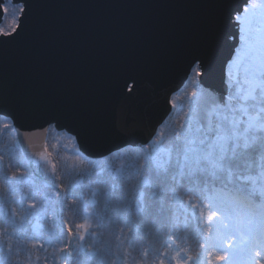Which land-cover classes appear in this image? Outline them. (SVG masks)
Segmentation results:
<instances>
[{
    "label": "snow or ice",
    "instance_id": "snow-or-ice-1",
    "mask_svg": "<svg viewBox=\"0 0 264 264\" xmlns=\"http://www.w3.org/2000/svg\"><path fill=\"white\" fill-rule=\"evenodd\" d=\"M231 4L232 0H180L174 5L198 13L196 38L178 55L184 76L194 70L199 78L200 95L192 93L197 99L190 102L186 118L169 137L156 134L151 139L147 145L151 150L138 157L143 164L88 174L90 200L83 198L82 183L68 190L57 183L56 164L47 145L39 159L25 154L17 162L16 167L23 169L19 174H8L12 164L0 170V188H6L0 195V219L12 228L7 244L0 232V264H13L21 252L22 264H37L39 255L36 260L32 257L40 251L45 253L43 264H264V0H243L238 7ZM48 6L45 0H12L7 20L9 2L0 0V21H6L0 26V118L4 121L0 127L4 129L15 128L26 109L47 115L45 97L13 85L9 49L47 26L42 10ZM225 47L230 52L222 66L223 90L204 88ZM135 84V77L129 75L119 91L134 96ZM53 119L50 116L47 122ZM249 183L250 189L245 186ZM181 191L199 195L201 203L189 201L184 206L177 195ZM169 196L179 209L169 204ZM69 199H80L85 207L83 222L74 226L63 220ZM101 199L105 213L93 229L86 209ZM190 209L196 218L191 238L200 248L195 259L189 254V236L183 246L170 242L180 231L176 212L186 214ZM49 216L54 227L42 231L39 221ZM147 223L157 224V231L170 228L172 232L170 240L153 249L150 259L143 243L150 235L143 229ZM117 224L123 227L115 234L113 246L96 229L106 230L111 237ZM125 229L132 232L131 238L123 235ZM189 229L185 220L183 231ZM35 239L43 242L37 245ZM12 240L17 242L15 249ZM45 245L52 248L51 257Z\"/></svg>",
    "mask_w": 264,
    "mask_h": 264
},
{
    "label": "water",
    "instance_id": "water-1",
    "mask_svg": "<svg viewBox=\"0 0 264 264\" xmlns=\"http://www.w3.org/2000/svg\"><path fill=\"white\" fill-rule=\"evenodd\" d=\"M45 2L47 26L9 49L13 85L47 101V115L26 109L16 121L24 156L39 159L52 127L73 137L80 153L93 160L146 147L192 75L184 76L178 54L196 38V10L174 6L180 0ZM241 3L232 0L231 7ZM229 52L221 51L204 88L223 90ZM129 75L136 79L132 87L138 85L134 96L119 91ZM50 116L56 119L48 123Z\"/></svg>",
    "mask_w": 264,
    "mask_h": 264
},
{
    "label": "trees",
    "instance_id": "trees-1",
    "mask_svg": "<svg viewBox=\"0 0 264 264\" xmlns=\"http://www.w3.org/2000/svg\"><path fill=\"white\" fill-rule=\"evenodd\" d=\"M191 82L189 81L186 87L183 89V93H179L177 96V101L175 104V109L173 114L169 117V119L165 122V124L161 127L158 134H162L164 138H167L171 135V132L174 128H178L180 123H183L184 119L186 118L189 104L191 101H193V97L191 96ZM3 118H0V124H2ZM48 151L52 153L51 159L56 164V176H57V183L62 185L64 190H68L73 185L77 183H82L84 186V200H90L91 196L88 189V174H95L99 172L101 169L107 171L112 170L115 171L121 166H128L133 163L139 162L140 164H143V159H139V154L142 151H150L151 149L143 148V149H133L128 148L121 152L115 153L114 155L101 160H92L84 155H82L78 147L76 145L75 139L71 136H69L67 133L62 132L58 133L53 128L50 130L49 133V139H48ZM0 156L3 157L2 160H0V170H3L4 167H6L9 164H12L13 167L8 169V174L11 175L14 172L16 174H19L21 171H23L22 168H17V162L22 160L24 155L22 153V150L19 146L18 139L16 136V133L14 131V128L4 129L3 127H0ZM99 165V167H97ZM43 171L47 173H51V169L48 167H44ZM247 188H251V184L245 185ZM97 188L103 189L102 185H97ZM131 188L135 187V183L130 186ZM27 191V190H26ZM6 192V188H0V195H3ZM180 198V201L184 206H189V201H192L194 203H201L202 197L196 194H186V192H178L177 194ZM19 197H17L18 199ZM169 204L173 206L176 209H179L180 205L176 203L175 199L171 196L168 197ZM67 209L65 210L63 214V220L67 224H72L73 226L75 224L81 223L84 220V212L85 207L82 204L80 199L72 200L69 199L67 201ZM87 212L90 214L88 219L89 223L92 225L93 229L96 228V224L100 223V217L104 216L105 213V204L104 201L101 199L99 204L97 205H91L89 204L87 206ZM17 211L19 212L20 209L17 207ZM197 214H198V210ZM176 215L179 219V228L180 231L176 233L177 239L174 241H170L178 246H183L184 244V237L187 235L190 238L187 241V246L190 249L189 254L193 256V258H197L200 253V248L197 245V241L194 238H191L192 235V229L195 226V220L196 218L192 215V210L190 209L186 214L182 211H177ZM19 219V217H17ZM134 220H136V217H133ZM185 220L188 221L190 225V229L188 233H185L183 231V226ZM138 224H141L142 222L137 220ZM39 224L41 226V230H52L54 227V218L49 216L47 220H40ZM30 229L32 226H29ZM120 227H123L122 224L113 225L112 232L114 235L109 237V234L104 229H96L98 235H103L106 239H109L113 246L115 245L116 238L115 234H118V230ZM157 224L154 223H147L146 225H143V229H146L149 232V236H146L143 240V243L146 248H148L149 251V259L153 256V249H159L160 245L165 240H170L171 237V229L167 230H161L157 231ZM0 232H3L4 235V241L5 243H9L7 234L12 232L11 226H9L7 223H5L2 219H0ZM124 236H127L131 238L132 232L128 229H125V232L123 234ZM87 240V238H86ZM37 245L39 243H42L43 241L39 239H35L33 241ZM12 247L15 249L18 245L15 240L10 241ZM89 247H91L90 241ZM149 245L151 247H149ZM28 249L31 250V244H29ZM47 249V254L49 257H51L52 254V248L45 245ZM127 250V249H126ZM136 253L134 252L133 255ZM39 255V261L37 264H43L44 262V251H40L38 253L34 252L33 254V260H36V256ZM0 260H3V257H0ZM25 261V255L23 252H21V255L19 257L13 258V264H22V262ZM60 264H63L61 261ZM118 264V262H117Z\"/></svg>",
    "mask_w": 264,
    "mask_h": 264
},
{
    "label": "rangeland",
    "instance_id": "rangeland-1",
    "mask_svg": "<svg viewBox=\"0 0 264 264\" xmlns=\"http://www.w3.org/2000/svg\"><path fill=\"white\" fill-rule=\"evenodd\" d=\"M190 82H191V86H192V90H191V96H192V93L195 91V92H197V88H198V85H197V79H196V76H195V71L193 70V73H192V75H191V78H190V80H189ZM188 84V83H187ZM182 93L184 92L183 90L181 91ZM180 92V93H181ZM179 94H176V95H174V97H173V101L175 102V104H176V101H177V96H178ZM193 97V96H192ZM193 99L195 100V97H193ZM70 136V135H69ZM76 142V141H75ZM76 145H77V143H76ZM78 147V146H77ZM118 153V152H117Z\"/></svg>",
    "mask_w": 264,
    "mask_h": 264
},
{
    "label": "flooded vegetation",
    "instance_id": "flooded-vegetation-1",
    "mask_svg": "<svg viewBox=\"0 0 264 264\" xmlns=\"http://www.w3.org/2000/svg\"><path fill=\"white\" fill-rule=\"evenodd\" d=\"M8 2H9V15L7 17V20H10L11 19V12H12V8H11L12 0H8ZM5 23H6V21H3V23L0 26H4Z\"/></svg>",
    "mask_w": 264,
    "mask_h": 264
}]
</instances>
